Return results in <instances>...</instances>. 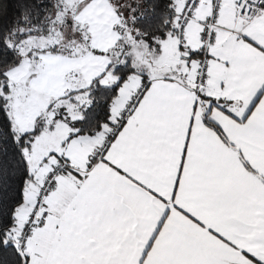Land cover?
<instances>
[{
    "label": "snow or ice",
    "instance_id": "6c2138e0",
    "mask_svg": "<svg viewBox=\"0 0 264 264\" xmlns=\"http://www.w3.org/2000/svg\"><path fill=\"white\" fill-rule=\"evenodd\" d=\"M0 264H264V0H0Z\"/></svg>",
    "mask_w": 264,
    "mask_h": 264
}]
</instances>
